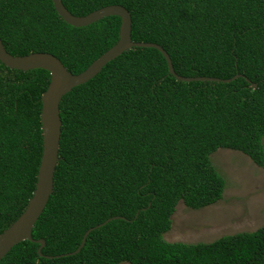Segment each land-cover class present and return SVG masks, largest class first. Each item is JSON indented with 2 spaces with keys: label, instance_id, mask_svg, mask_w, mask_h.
I'll list each match as a JSON object with an SVG mask.
<instances>
[{
  "label": "trees",
  "instance_id": "trees-1",
  "mask_svg": "<svg viewBox=\"0 0 264 264\" xmlns=\"http://www.w3.org/2000/svg\"><path fill=\"white\" fill-rule=\"evenodd\" d=\"M61 1L74 15L122 5L131 39L160 45L180 76L239 75L177 80L157 49L130 47L72 87L59 102L52 191L31 230L44 245L39 254L24 239L0 264H264V225L209 242L163 238L179 200L198 209L222 198L216 149L264 167V0ZM119 24L110 15L74 27L51 0H0L6 51L48 52L73 74L116 42ZM48 81L44 69L0 62V232L34 189Z\"/></svg>",
  "mask_w": 264,
  "mask_h": 264
},
{
  "label": "water",
  "instance_id": "water-1",
  "mask_svg": "<svg viewBox=\"0 0 264 264\" xmlns=\"http://www.w3.org/2000/svg\"><path fill=\"white\" fill-rule=\"evenodd\" d=\"M55 12L61 19L74 27L86 26L103 17L116 15L120 18L118 28V39L116 42L95 58L82 71L73 74L69 72L62 62L54 55L48 52H31L24 55H12L6 51L0 40V62L11 69L27 71L31 69L41 68L49 73V81L40 96V126L42 135V148L40 160L36 173L34 189L23 211L13 220L5 229L0 232V259L10 250L16 243L27 239L39 244L37 252L44 245L42 238L34 239L31 237L32 227L44 209L48 197L51 194L53 186V172L58 159V144L60 137L61 120L59 116V102L63 95L72 87L82 84L92 78L108 61L112 60L124 50L130 47H152L157 49L164 57L167 68L177 80L196 81V80H213V81H229L236 78L239 74H235L230 79H220L216 77H183L176 74L173 70L171 60L164 49L153 42L133 41L130 37L131 17L129 11L119 4H108L88 12L85 15H74L70 13L62 4L61 0H51ZM254 86V84H252ZM111 218H116L111 217ZM111 218H107L96 226L88 228L81 239L79 246L72 254L79 250L83 245L86 235L94 227L105 224ZM59 254L55 256H62ZM47 257H51L46 255Z\"/></svg>",
  "mask_w": 264,
  "mask_h": 264
},
{
  "label": "rangeland",
  "instance_id": "rangeland-1",
  "mask_svg": "<svg viewBox=\"0 0 264 264\" xmlns=\"http://www.w3.org/2000/svg\"><path fill=\"white\" fill-rule=\"evenodd\" d=\"M210 160L224 180L222 198L198 209L179 200L170 228L163 234L166 241L209 242L264 225V167L241 151L227 148L216 149Z\"/></svg>",
  "mask_w": 264,
  "mask_h": 264
}]
</instances>
